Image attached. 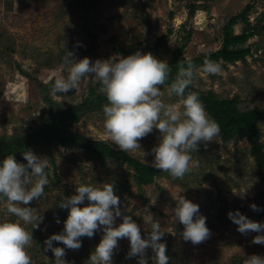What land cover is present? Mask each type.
I'll return each mask as SVG.
<instances>
[{"label": "rangeland", "instance_id": "obj_1", "mask_svg": "<svg viewBox=\"0 0 264 264\" xmlns=\"http://www.w3.org/2000/svg\"><path fill=\"white\" fill-rule=\"evenodd\" d=\"M247 4L250 53L196 68L177 84L133 87L72 128L123 149L158 173L138 185L119 160L55 142L27 149L0 175V264H228L264 262V173L246 138L221 139L197 94L264 108V0H0V139L36 130L54 109L112 84L137 61L169 62L218 49L223 24ZM194 6L193 13H189ZM161 36L166 38L155 48ZM24 71L28 76L20 72ZM264 152V118L257 121Z\"/></svg>", "mask_w": 264, "mask_h": 264}, {"label": "trees", "instance_id": "obj_2", "mask_svg": "<svg viewBox=\"0 0 264 264\" xmlns=\"http://www.w3.org/2000/svg\"><path fill=\"white\" fill-rule=\"evenodd\" d=\"M252 4H247L242 11L231 16L222 27V40L218 49L198 54L193 57L183 56V51L189 35L183 37L186 41L180 45L173 58L163 63L159 58L137 61V44L128 48L115 47L114 50L121 54L125 65L112 84L105 80H98L94 87L89 88L88 95L79 103L61 106L53 101L47 94L49 85L39 84L46 101L54 110L44 116L36 130L16 136L0 139V175L8 174L15 161L23 163L26 169H30L27 149L36 143L47 146L53 142L63 146H76L84 151L91 150L93 154L105 162V160H119L134 171V178L138 185L150 183L158 173L154 166L146 164L132 156L123 149H116L111 144L101 140L86 138L83 134L73 130V126L87 114L93 113L102 107L110 106L116 99L121 98L133 87L154 84L156 81L162 84L176 85L177 79L192 73L196 68L209 70L220 61L234 63L244 60L250 53L249 46L243 45L255 34L251 28H244L240 33L233 32V26L240 20H247V12ZM194 6L189 13L192 14ZM166 38L161 36L155 42V48ZM24 76H28L20 70ZM185 97L198 100L208 114L211 125L220 133L223 141L234 137H244L250 146V154L254 158L259 170L264 173V152L260 142V129L257 121L264 118V108L241 110L237 106V97L217 98L213 93L197 94L190 83H185ZM228 264H264L262 260L249 262L247 258L234 259Z\"/></svg>", "mask_w": 264, "mask_h": 264}]
</instances>
